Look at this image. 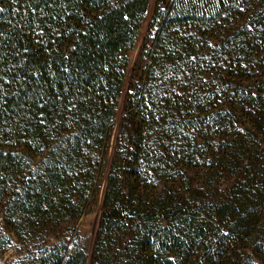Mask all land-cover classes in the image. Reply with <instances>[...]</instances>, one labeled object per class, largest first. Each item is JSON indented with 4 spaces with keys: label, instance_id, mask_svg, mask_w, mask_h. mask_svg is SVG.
I'll list each match as a JSON object with an SVG mask.
<instances>
[{
    "label": "trees",
    "instance_id": "trees-1",
    "mask_svg": "<svg viewBox=\"0 0 264 264\" xmlns=\"http://www.w3.org/2000/svg\"><path fill=\"white\" fill-rule=\"evenodd\" d=\"M149 2L0 0L2 213L80 216L106 152L91 252L35 264H264V0H157L132 69Z\"/></svg>",
    "mask_w": 264,
    "mask_h": 264
},
{
    "label": "rangeland",
    "instance_id": "rangeland-1",
    "mask_svg": "<svg viewBox=\"0 0 264 264\" xmlns=\"http://www.w3.org/2000/svg\"><path fill=\"white\" fill-rule=\"evenodd\" d=\"M156 1L150 0L149 2L138 41L131 53L132 69L137 65L145 68L149 61V54L154 47L158 29L152 28L150 24ZM124 111L125 99L123 98L121 99V106L115 120V128L107 141L108 154L113 151L117 124L124 115ZM20 136L19 132L10 135L8 140L6 139L1 142L0 147L18 151L20 149V146H18ZM18 138L19 140H17ZM28 157L32 167L36 168L44 156L36 157L31 155ZM106 158V152H102L100 159L103 162L100 163L93 187L87 197L84 209L78 217H75L70 210H66L61 214L54 215L52 218L43 220V222L34 223L30 227L25 224V220L21 222L17 220L18 218H7L2 213V207H0V251L3 250L0 253V264H35L36 259L44 251L50 250L57 245L67 247V250H64L65 258L68 251L75 246L82 247L90 253L101 220L102 202L107 185L105 178L107 166L104 162ZM26 173H30L29 170H26ZM20 175H25V173ZM20 175L16 173L12 174V183H15V180ZM229 183L230 181L223 180L220 189H226Z\"/></svg>",
    "mask_w": 264,
    "mask_h": 264
}]
</instances>
